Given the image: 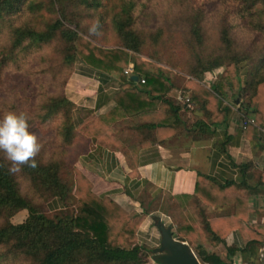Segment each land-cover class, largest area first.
Here are the masks:
<instances>
[{"label": "crops", "instance_id": "crops-1", "mask_svg": "<svg viewBox=\"0 0 264 264\" xmlns=\"http://www.w3.org/2000/svg\"><path fill=\"white\" fill-rule=\"evenodd\" d=\"M170 71L167 102H148L130 115L115 102L122 83L76 61L64 88L78 136L73 166L96 197L142 219L135 243L146 264H157L151 259L160 242L157 220L171 227L173 238L186 243L200 264L201 252L224 264H264V125L241 129L255 105L236 94L240 103L231 106L234 90L224 96L215 91L219 115L226 112L215 116L206 101L191 99L184 84L193 80L212 91L217 75L198 81ZM168 103L180 107L176 115ZM96 117L105 118V131L90 137L84 128ZM68 209L55 198L44 216L54 221Z\"/></svg>", "mask_w": 264, "mask_h": 264}, {"label": "trees", "instance_id": "trees-1", "mask_svg": "<svg viewBox=\"0 0 264 264\" xmlns=\"http://www.w3.org/2000/svg\"><path fill=\"white\" fill-rule=\"evenodd\" d=\"M68 1L84 4L87 8L99 5L91 0ZM260 1L264 2H243L250 3L249 7H254V4ZM18 5L13 4V0H0V23L5 17L17 13ZM126 21L127 24H120L118 19L115 23L119 27L118 36L122 46L113 48L92 43L73 29H66L60 20L48 24L42 32L34 29H15L12 31L10 46L6 51H1L3 57L0 67L16 61L13 52L26 40L32 46H40L50 43L59 34L67 44L68 54L65 60L72 66L70 74L74 63L80 61L94 70L114 75L122 83L115 95V102L126 113L136 114L148 102L164 100L166 103L164 97L173 86L174 74L170 70L155 66L153 61L139 57V40L132 31H126L129 27L128 19ZM223 58L217 57L205 62L208 59L197 57L194 63L196 66L189 67L184 72L194 79H200L199 75L202 76L228 63L212 91L193 80L186 81L184 89L191 92L192 100L206 101L207 110L215 116L219 115V100L214 92L224 96L226 89L237 90L239 96L243 95L255 105L251 113L256 124L264 125V78L258 77L259 69L247 76L244 87L241 88V81L237 79L238 69L235 66L244 60L234 56L224 63ZM129 64H133L131 77H137V81L124 74ZM173 69L181 72L178 68ZM141 79L144 83L140 82ZM61 102L68 108L63 146L67 147L72 157L70 172L73 175V190L69 191L67 181L60 176V166L52 161L61 156H51L48 161L35 159L36 168L28 165L19 168L18 178L26 180L34 188L32 192L26 193H22L16 173L10 171L11 165L0 159V264H146L147 257L135 243L142 219L132 212L124 211L109 199L96 197L90 190V183L74 168L78 136L71 116L73 105L65 94ZM169 105L172 114L176 115L180 107ZM58 106L59 104L52 105L43 120L47 121L50 116H54ZM224 114L226 112H222L219 117L224 118ZM104 119H91L85 125L84 134L91 137L100 132L104 133ZM197 126L207 127L203 122H198ZM61 152L62 155L63 150ZM55 198L60 199L64 207H72L73 213L62 212L54 221L47 219L44 216L46 205ZM24 210L28 212L25 221L18 225L11 224L10 218ZM198 259L204 264H224L204 252L198 255Z\"/></svg>", "mask_w": 264, "mask_h": 264}, {"label": "rangeland", "instance_id": "rangeland-1", "mask_svg": "<svg viewBox=\"0 0 264 264\" xmlns=\"http://www.w3.org/2000/svg\"><path fill=\"white\" fill-rule=\"evenodd\" d=\"M91 1L99 5L87 8L68 0H13V4H19V10L0 23V61L1 51L10 46L15 29L42 32L48 24L60 20L66 29H73L92 43L113 48L122 46L116 21L127 24L128 19L126 31H132L138 38L139 57L153 61L157 67L178 68L184 73L196 66L197 57L208 59L205 62L224 57L226 63L237 56L244 60L235 66L239 81L245 82L256 69L260 72L258 77L264 78L263 1L254 7H249L250 3L244 0ZM67 54V44L59 34L48 44L32 46L26 40L18 47L13 52L16 61L0 67V119L9 111L26 113L29 131L37 135L42 145L35 159L48 161L51 156H61L52 161L60 166V176L72 191V157L63 146L68 108L61 102L72 67L66 63ZM227 65L199 75L197 80L210 75L220 78ZM232 92L229 102L236 106V99L240 103V98L236 96L237 90ZM56 104H59L56 114L44 121L50 107ZM0 159L11 165L3 151H0ZM15 173L18 178L19 171ZM17 181L22 193L33 191L26 180L18 178ZM71 211L69 207L66 213ZM27 216L26 210L21 211L10 218V223L21 224Z\"/></svg>", "mask_w": 264, "mask_h": 264}, {"label": "clouds", "instance_id": "clouds-1", "mask_svg": "<svg viewBox=\"0 0 264 264\" xmlns=\"http://www.w3.org/2000/svg\"><path fill=\"white\" fill-rule=\"evenodd\" d=\"M26 113L9 111L0 119V151L11 162L10 171H19L20 165L36 168L35 157L42 145L35 133L29 131Z\"/></svg>", "mask_w": 264, "mask_h": 264}, {"label": "water", "instance_id": "water-1", "mask_svg": "<svg viewBox=\"0 0 264 264\" xmlns=\"http://www.w3.org/2000/svg\"><path fill=\"white\" fill-rule=\"evenodd\" d=\"M137 81V77L132 78ZM239 99H236L238 104ZM155 227L160 234L159 246L151 251V259L157 264H200L190 247L173 238L171 227L157 220Z\"/></svg>", "mask_w": 264, "mask_h": 264}, {"label": "built area", "instance_id": "built-area-1", "mask_svg": "<svg viewBox=\"0 0 264 264\" xmlns=\"http://www.w3.org/2000/svg\"><path fill=\"white\" fill-rule=\"evenodd\" d=\"M124 74L127 76L132 74V68L130 65L127 66V68L124 70ZM140 82L144 83V80L141 79ZM182 102L187 109H189V110L193 109V104L191 103L189 98L182 99ZM249 126H253V127L256 126L255 119L252 116L251 117H245L241 120V129L242 130L245 131Z\"/></svg>", "mask_w": 264, "mask_h": 264}]
</instances>
